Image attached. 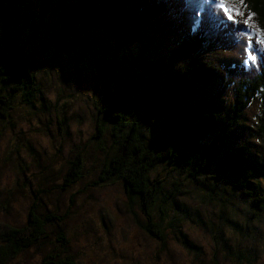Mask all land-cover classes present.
I'll return each instance as SVG.
<instances>
[{"label": "trees", "instance_id": "16d2710c", "mask_svg": "<svg viewBox=\"0 0 264 264\" xmlns=\"http://www.w3.org/2000/svg\"><path fill=\"white\" fill-rule=\"evenodd\" d=\"M20 1L0 0V127L11 124L12 112L21 106H36L38 99L47 106L40 75L63 58L75 59L77 66L84 63L101 90L97 107L101 119L94 138L101 137L108 122L118 142L106 150L107 160L90 185L102 187L114 178L120 180L145 215L142 227L151 237L162 238L161 220L154 219L153 209L158 208L163 217L165 206L176 202L171 197L183 192V186L204 188L208 197L217 190L227 196L237 191L264 211V52L257 49L255 64L221 67L202 59L199 50L217 43L232 48L240 36L236 26L218 19L199 0L193 27L181 31L174 47L163 52L142 48L136 54L126 49L150 41L152 32L175 30L171 24L176 21L165 30L155 26L165 23L170 14L181 23L184 19L176 7L183 8L185 0H104L101 4L56 0L62 6V22L50 28V23L39 20L44 28V34L39 32L41 45L30 52L20 31L32 19ZM246 5L243 11H252L251 22L264 30V0H246ZM104 22L111 29L127 31L121 46L125 54L118 46L111 51L98 41L90 42L95 27ZM78 44L84 47L82 52ZM49 52L48 59L38 60L40 53ZM123 57L128 63L122 62ZM255 103L257 114L249 120L247 111ZM81 165L78 157L60 184L42 182L48 187L41 184L36 189L23 225H0V262L37 245L49 224L64 221L63 214L38 211V199L43 193L70 190L86 176ZM172 176L173 190L164 193ZM58 242L65 255L53 254L57 260L52 264H76L66 253L64 234L59 233ZM51 262L44 259L42 264Z\"/></svg>", "mask_w": 264, "mask_h": 264}, {"label": "rangeland", "instance_id": "374dc122", "mask_svg": "<svg viewBox=\"0 0 264 264\" xmlns=\"http://www.w3.org/2000/svg\"><path fill=\"white\" fill-rule=\"evenodd\" d=\"M96 1L101 4L104 0ZM198 1L185 0L183 8L176 7L184 19L181 23L170 14L163 19L165 23L155 26L165 30L176 21L171 26L176 25L178 32L175 27L165 34L161 30L152 32L150 41L132 45L126 51L132 49L138 54L147 48L163 52L162 49L174 47L181 31L193 27L192 15ZM20 5L32 19L25 21L28 26L22 25L20 36L27 39L28 48L33 50L30 52H35L41 45L39 32L44 34L39 20L50 23V28L55 22L60 25L62 6L56 0H21ZM126 33L111 29L104 22L95 27L90 42L95 45L98 41L100 47L107 46L111 51L118 46L120 54H125L121 46ZM32 34L35 38L29 39ZM218 44L203 45L199 49L204 54L199 53L201 58L221 67L242 63L240 36L232 48ZM78 45L82 52L84 47ZM50 56V52L40 53L38 60ZM121 59L128 63L127 57ZM83 66V62L77 66L75 59L63 58L55 67H46L40 81L47 106L40 99L35 100L36 106H21L12 112L13 122L0 127V225H23L36 189L46 180L60 184L78 157L86 173L70 190H55L39 197L38 211H51L66 218L49 224L45 238L37 245L0 264H42L44 259L52 260V264L57 253L64 258L59 233L67 239L66 253L74 257L76 264H264V211L257 210L251 198L240 196L237 191L227 196L217 190L208 197L204 188L183 186V192L171 197L176 202L165 206L163 217L158 208L152 211L154 219L161 220L162 238L157 239L143 229L145 215L139 204L129 198L120 180L114 178L102 187L90 185L96 170L107 160L106 150L118 142L114 127L108 122L101 137L94 138L101 119L97 113L101 90ZM257 107L255 103L247 111L249 120L256 116ZM173 176L175 180L179 178L177 172ZM173 176L166 181L164 193L173 190Z\"/></svg>", "mask_w": 264, "mask_h": 264}, {"label": "snow or ice", "instance_id": "6c2138e0", "mask_svg": "<svg viewBox=\"0 0 264 264\" xmlns=\"http://www.w3.org/2000/svg\"><path fill=\"white\" fill-rule=\"evenodd\" d=\"M210 13L220 20H226L234 31L240 35L242 62L245 66L257 62V49L264 52V30L256 27L251 21L252 11L246 9V0H203ZM264 58V57H262Z\"/></svg>", "mask_w": 264, "mask_h": 264}]
</instances>
